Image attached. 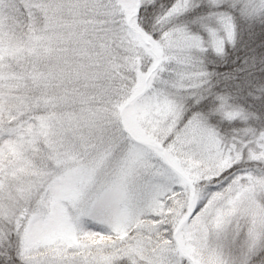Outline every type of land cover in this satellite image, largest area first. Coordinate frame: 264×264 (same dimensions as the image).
Returning <instances> with one entry per match:
<instances>
[{
	"label": "snow or ice",
	"instance_id": "6c2138e0",
	"mask_svg": "<svg viewBox=\"0 0 264 264\" xmlns=\"http://www.w3.org/2000/svg\"><path fill=\"white\" fill-rule=\"evenodd\" d=\"M0 264H264V0H0Z\"/></svg>",
	"mask_w": 264,
	"mask_h": 264
}]
</instances>
